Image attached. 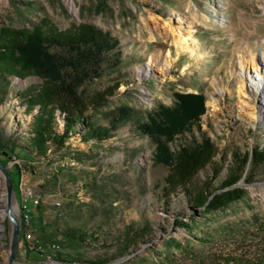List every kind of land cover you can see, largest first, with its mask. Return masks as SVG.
Segmentation results:
<instances>
[{"label": "rangeland", "instance_id": "1", "mask_svg": "<svg viewBox=\"0 0 264 264\" xmlns=\"http://www.w3.org/2000/svg\"><path fill=\"white\" fill-rule=\"evenodd\" d=\"M176 15L187 17L198 39L200 57L175 53L164 24ZM44 20L59 30L89 25L117 38V47L104 59L101 76L86 85L82 96L99 101L97 110L87 109L96 127H109L111 111L119 106H129L133 112L100 141L84 140L85 129L78 125L62 147H51L45 156L31 149L30 161L13 154L7 160L6 168L12 174V212L20 230L30 237L19 213L21 190L28 188L39 199L31 212L33 236L42 244L57 239L61 250L56 254L63 259L55 262L42 257L38 261L30 242L25 245L21 237L13 264H195L211 254L264 253V163L253 167L248 161L238 180L223 186L234 153L240 155L253 146L264 151V118L259 113L264 115V100L261 106L260 91L253 82L255 70L240 71L237 62L239 55L253 52L255 66L260 65L264 0H0V27L31 30ZM154 21L158 25L151 30ZM167 51L171 60L165 69ZM146 67V73L139 72ZM7 81L9 93L0 101V141L28 146L38 106L26 108L18 92L37 89L42 81L33 75L14 74H8ZM239 88L249 95L242 98L256 106L255 118L240 110ZM175 91L204 93L206 111L200 125L215 148L212 162L195 174L186 190L211 197L230 187L242 188V197L224 208L203 211L190 201L192 195L185 189L170 187L168 168L152 162L154 145L135 129L150 109L160 103L172 104ZM55 120V130L62 132L58 111ZM188 142L184 135L176 137L171 146L175 149ZM15 165L21 168L19 173ZM212 168H217L216 174ZM94 179L105 180L113 188L108 218L90 213L92 205H97L88 189ZM164 187L174 191L166 196ZM5 207L0 174V264L6 262L11 235ZM75 212L81 214L77 219L70 215ZM67 222L93 237L88 234L78 244L67 242L62 236ZM131 223L138 230L129 234V241L121 240L119 232Z\"/></svg>", "mask_w": 264, "mask_h": 264}, {"label": "trees", "instance_id": "2", "mask_svg": "<svg viewBox=\"0 0 264 264\" xmlns=\"http://www.w3.org/2000/svg\"><path fill=\"white\" fill-rule=\"evenodd\" d=\"M117 45V38L109 32L89 25H72L59 30L44 20L31 30L0 27V101L9 93L8 74L19 77L33 75L42 81L37 89L27 87L18 92L26 108L38 107L31 120L28 146L6 145L0 141V161L4 166L12 154L22 160L30 161L29 158H33L31 149H34L38 156H45L51 147H62L68 134L79 129L78 125H83L85 129L82 133L84 140L93 138L100 141L109 136L110 130L116 129L118 125L132 117L133 109L122 105L111 111L109 127H96L87 109L89 107L91 110H97L99 101L96 98L86 100L82 96L86 85L101 76L104 59ZM101 95L100 93L98 97L100 98ZM173 97L172 104L160 103L150 109L143 120L136 122L135 129L149 138L154 145L152 162L168 168L170 176L166 182L170 187L180 186L185 189L184 192L188 196L192 195L190 201L194 205L202 206L203 211L224 208L230 202L242 197V188L230 187L212 194L211 197H207L208 194L205 195L203 192L191 194L186 190V184L192 181L195 174L212 162L215 152L213 142L200 125V118L206 111L205 95L195 91H175ZM56 111L61 114L62 132L54 128ZM195 131L199 133V138ZM184 135L189 137V142L173 149L171 143L176 137ZM248 161L253 167L264 163V151L253 146L250 151L240 155L234 153L223 186L235 183ZM14 169L17 173L21 170L17 165ZM8 173L9 176L12 175L10 171ZM212 173L216 174L217 168H212ZM56 177L52 176L54 180L57 179ZM102 181L96 182L94 179L88 184L91 197L97 204L92 205L90 213L108 218L112 204L111 196L114 194L113 188L105 180ZM169 189L162 188L163 194L168 196L174 191ZM70 215L77 219L81 214L75 212ZM66 224L62 236L69 243L84 242L88 234L93 237L79 227L71 226L68 222ZM177 224L189 227L184 222ZM40 230L44 231L43 228ZM135 230L138 228L131 223L118 235L121 240L127 242L130 240L129 234L134 235ZM21 237L24 238V233L20 230L19 240ZM42 238L40 236V240ZM24 243L29 245L25 239ZM30 250L36 254L35 259L44 260V254L32 248ZM54 257L55 260H63L57 254ZM195 264H264V253L256 256H248L241 252L211 254Z\"/></svg>", "mask_w": 264, "mask_h": 264}, {"label": "bare ground", "instance_id": "3", "mask_svg": "<svg viewBox=\"0 0 264 264\" xmlns=\"http://www.w3.org/2000/svg\"><path fill=\"white\" fill-rule=\"evenodd\" d=\"M70 6L72 5L69 1ZM72 8V7H70ZM187 17L185 15L182 16H175L174 21H166L164 24V28L166 30L167 35L170 37L171 41L175 45V53H188V55L200 57L201 54L197 52L196 50V42L198 41L197 37L193 35L192 32V26L189 24ZM176 20V23H175ZM158 25L156 21H154V27L151 30H155L154 28ZM150 37L153 39V36L150 35ZM170 53L167 51L165 55V61H164V68H168L170 66ZM238 70L246 72V69L248 67H252L253 70H255V77L253 79V82L256 86L257 92L260 91L258 101L260 102V105L263 103L264 98V54L261 56V61L259 67H256L255 64V54L253 52H250L248 56L239 55L238 59ZM148 68L146 67L143 71L146 73ZM257 80V81H256ZM259 80V82H258ZM259 83V86H258ZM251 87H254L251 85ZM256 92V91H255ZM238 94L241 97L240 102V110L247 114L250 118L256 117V106L251 105L248 101H246L244 98H249V95H247L242 88L238 89ZM244 97V98H242ZM210 105L215 107L214 101L209 102ZM262 106V105H261ZM260 108V107H259ZM262 117L264 118V115L262 112H259ZM260 117V118H262ZM38 197L34 194V207L38 205ZM13 202V201H12ZM58 205V202L55 203ZM14 213V212H13ZM15 215V214H14ZM24 231L27 230L28 224H23Z\"/></svg>", "mask_w": 264, "mask_h": 264}, {"label": "built area", "instance_id": "4", "mask_svg": "<svg viewBox=\"0 0 264 264\" xmlns=\"http://www.w3.org/2000/svg\"><path fill=\"white\" fill-rule=\"evenodd\" d=\"M34 208V194L28 188L21 190V197L19 202V213L21 218V224H28L30 229V237H24L27 242H30V248L36 250L39 253L44 254L46 259L51 261L55 260L52 255H55L61 250L60 243L57 239L49 241L46 244H42L33 236V230L31 228V212Z\"/></svg>", "mask_w": 264, "mask_h": 264}, {"label": "water", "instance_id": "5", "mask_svg": "<svg viewBox=\"0 0 264 264\" xmlns=\"http://www.w3.org/2000/svg\"><path fill=\"white\" fill-rule=\"evenodd\" d=\"M0 174L5 183L6 207L4 214L11 223V235L9 239L8 255L5 264H13L16 256V249L20 236V223L12 212V183L6 166L0 161Z\"/></svg>", "mask_w": 264, "mask_h": 264}]
</instances>
